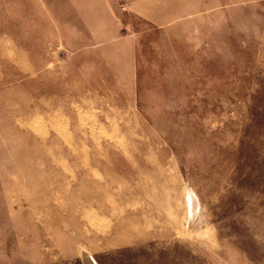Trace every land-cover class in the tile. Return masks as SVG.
<instances>
[{"label":"rangeland","instance_id":"1","mask_svg":"<svg viewBox=\"0 0 264 264\" xmlns=\"http://www.w3.org/2000/svg\"><path fill=\"white\" fill-rule=\"evenodd\" d=\"M0 264H264V0H0Z\"/></svg>","mask_w":264,"mask_h":264},{"label":"bare ground","instance_id":"2","mask_svg":"<svg viewBox=\"0 0 264 264\" xmlns=\"http://www.w3.org/2000/svg\"><path fill=\"white\" fill-rule=\"evenodd\" d=\"M189 192H190V191H189ZM190 194H191V193L187 194V195L189 196V198H188V200H189V201H188V204H189V206H191V208H190V213H189V214H191V213H192V210L195 209V208L193 207V202H194L193 200H194L195 198L193 199V197H192ZM192 194H193V193H192ZM188 196H187V197H188ZM186 201H187V200H186ZM185 203H186V202H185ZM194 203H195V202H194ZM185 210H186V209H185ZM187 213H188V212H187ZM192 215H193V213H192ZM185 219H186V218H185ZM191 220H193V219H191Z\"/></svg>","mask_w":264,"mask_h":264}]
</instances>
